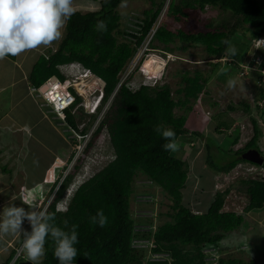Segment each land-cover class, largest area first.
<instances>
[{
    "label": "trees",
    "instance_id": "obj_1",
    "mask_svg": "<svg viewBox=\"0 0 264 264\" xmlns=\"http://www.w3.org/2000/svg\"><path fill=\"white\" fill-rule=\"evenodd\" d=\"M125 1L127 0H101L98 10H77L69 19L57 48L39 57L29 77L30 83L39 88L54 75L64 79L59 65L79 62L106 82L103 90L104 104H107L113 95L94 135L107 128L114 158L77 187L68 202L67 211L57 212L58 203L74 179L73 174L67 175L46 211L54 213V223L66 231H70L73 224L78 225L79 242L75 245L78 254L72 264H210L208 258L211 250L218 249V252L222 253V242L246 222L247 213L264 206V174L259 178L242 181L246 184L249 196L244 214L224 208L230 188L217 191L207 211L193 210L184 202L183 195L190 165L174 152L180 137L189 132V114L193 111L194 102L204 92L209 76H205L202 71H196L194 75L185 73V86L175 91L168 83L154 87L142 85L133 91L127 80L122 82V73L155 27L156 31L149 47L157 48V42L162 44L166 51H171L174 50L171 44L177 41L188 45H202L209 60H221L230 54L228 49L233 48L231 44L234 37L243 33L248 41L239 44L240 50L235 49V55L231 54V58L245 61L246 54L252 51V42L260 37L264 38V0H170L161 20L166 0L160 3L152 0V6L144 9L138 17L135 25L139 29L132 32L122 27L119 6ZM207 6L231 12L233 21L208 26L207 29L199 31L183 28L173 31L167 25V16L181 21L191 15V10L204 11ZM98 20L106 23V31L96 30ZM120 36L124 39L120 40ZM174 94L181 96L176 98ZM77 98L79 102L81 97ZM263 98L264 94L259 89L256 108L264 112L258 104ZM240 104L246 113L251 112L252 106L247 101H240ZM228 106L231 110L240 108L237 105ZM176 108H183L184 112L177 114ZM66 112V125L85 133L87 127L79 128L78 115L72 114L70 110ZM251 121L252 137L243 147L234 151L232 160L225 164L215 161L210 153L214 143L207 139V164L212 171L217 174L230 172L239 163L250 162L242 157L244 152L249 149L261 150L259 139L263 134L262 129L257 118L251 117ZM224 125L229 126L220 121L216 130L220 132ZM157 126L172 129L176 133L175 150H164L163 145L168 141L155 131ZM237 140L238 137L234 142ZM92 144L90 139L85 150ZM219 150L228 153L220 147ZM250 163L264 170V163ZM139 173L165 190L172 202L170 220L148 232L136 231V221L131 216V195ZM101 210L107 217L104 227L90 222V218ZM29 228L31 229V226ZM139 238L152 241L153 247L150 251L156 254L154 257L146 259L145 249L134 246L135 239ZM45 248L43 264H59L50 238ZM16 250L12 248L9 256L0 264H10ZM164 254L167 257H164ZM13 264L30 263L20 256ZM215 264L258 262L256 259L220 256Z\"/></svg>",
    "mask_w": 264,
    "mask_h": 264
},
{
    "label": "rangeland",
    "instance_id": "obj_2",
    "mask_svg": "<svg viewBox=\"0 0 264 264\" xmlns=\"http://www.w3.org/2000/svg\"><path fill=\"white\" fill-rule=\"evenodd\" d=\"M100 1L74 0V4L77 10L87 12L98 10ZM155 1L160 3L162 0ZM169 1L166 0L165 2L160 20L166 13ZM123 4H126V7L119 6V12L122 15V27L130 32L139 29L135 25L138 17L142 15L144 9L152 6V0H127ZM166 21L173 31L181 28L189 31H199L207 29L208 26L233 21V17H231L229 11L207 6L204 11L191 10V15L181 21L175 20L171 16H167ZM63 31L65 33V28ZM119 39L124 38L120 36ZM132 39L130 37V40ZM60 41L53 42L50 46H44L42 52L47 54L56 49ZM243 41H248V38L243 33H238L234 37L231 47L238 50L239 44ZM156 44L157 48L149 47L147 38L132 61L127 65L126 70L123 71L122 81L127 80L128 85L133 89L137 88V83L144 79L140 68L142 67V71H144L145 62L151 55L163 61L161 84H170L173 91L185 86L183 79L185 73L194 75L196 71H202L205 76H209L204 92L194 102L193 111L189 114V124L187 126L189 132L180 137L176 152H174L175 155L183 157L190 165L187 186L183 189L184 202L193 210L205 212L208 210L217 191L230 188L224 208L244 214L243 210L249 202V196L246 191V184L242 181L259 178L263 176L264 170L250 162H241L230 172L217 174L207 164L209 152L206 148V142L209 139L210 142L214 143L210 153H212L217 163L225 164L231 161L233 152L243 147L252 137L251 117H255L258 119L263 133L259 139V144L261 147L264 146V112L257 109L255 103L259 94V89L256 86L258 76H243L240 73L241 66L231 58V54L226 55L221 60H209L208 54L202 45H188L177 41L171 44L174 50L166 51L162 44L157 42ZM250 46L252 50V44ZM252 52L253 50L246 54L245 62H250ZM33 55L39 56L38 51H35ZM259 56L264 59L261 52ZM60 69L66 72L63 73L65 76L66 74H74L71 77V80H74L73 83L85 80L88 86L87 89L90 90L86 99L82 98L81 101L84 104L77 112L81 123H79V128L87 127L85 133L88 135L82 139L78 134L80 130L76 133V130L74 131L65 122L61 121L58 116L50 111L46 102H44L45 105L41 104L43 113L32 98H27L25 105H23L24 112L27 114L18 112L17 120H13L8 115L10 92L9 90L3 92L0 95V135L6 140L3 147L9 151L5 152L4 157L0 156V202H2L0 211L10 202L15 203L17 206H24L26 209L46 210L47 204L55 193L53 190H55L56 181L63 176L64 172L67 175L73 174L74 178L69 188L70 191L65 193L59 204L66 208L78 185L114 158V150L110 143L107 128L105 127L97 135H94L93 132L99 125L107 105L112 100V96L107 104L100 102L102 89L98 86L95 76L91 73H84L82 70L78 71L75 65L61 66ZM248 73L256 72L248 70ZM83 74L85 77H82ZM229 81H234L235 86L229 88ZM78 88L79 86H75V91L79 95ZM83 93H85V90ZM179 95L174 94V97L177 98ZM244 100L252 106L249 113H246L241 107L240 101ZM99 102L101 106L95 111V105ZM228 105H237L240 108L231 110ZM93 111L95 112L93 113ZM175 111L177 114H182L184 109L176 108ZM207 115L210 116V119ZM220 121L226 122L229 126L224 125L219 132L216 127ZM203 123L207 125L206 128H204ZM234 124L238 128L230 132L229 127H234ZM242 127L244 128L242 129ZM201 128H203L202 134L200 132ZM236 137H238V140L234 142ZM81 139L82 142L79 143L78 140ZM90 139H92L93 144L88 150H85ZM78 145L79 147H77ZM219 147L222 148V151L228 153L220 152ZM57 156L63 158H61V162L57 160ZM35 161H38V163ZM53 162H59L58 164H63V167H55L54 172L51 173L53 175H50L47 179L45 176L46 170ZM53 176L55 179H53ZM35 184L38 185L34 186ZM43 194L45 199L40 203ZM22 201H26V203L22 204ZM171 203V198L165 190L153 183L144 174L139 173L133 185L130 203L131 216L136 221V231H153L164 222L169 221V213L172 212ZM249 212L251 213V211ZM249 212L247 213L248 218L251 215ZM259 215L260 223H263L264 214ZM248 218L241 227L224 239L222 253H219L218 249H212V253L207 250L211 253L208 258L210 264H215L220 256L256 259L258 264H264V226L256 222V224L251 225V222L247 221ZM26 221L23 223V228L31 231L29 228L30 223ZM16 235L17 237L14 240L12 238L15 235L0 237V250L1 248L3 250L0 252V263L9 256L12 248H15L17 249L16 254L10 264H13L20 256L31 264L26 259L22 249L23 236L21 234ZM133 244L135 247L145 249L146 259H151L156 255L150 251L153 243L149 239H135ZM164 257H167V255L164 254Z\"/></svg>",
    "mask_w": 264,
    "mask_h": 264
},
{
    "label": "clouds",
    "instance_id": "obj_3",
    "mask_svg": "<svg viewBox=\"0 0 264 264\" xmlns=\"http://www.w3.org/2000/svg\"><path fill=\"white\" fill-rule=\"evenodd\" d=\"M121 7H126V4L122 3ZM76 11L77 7L74 4V0H0V60L5 59L9 55L18 56L26 51L34 50L40 46H50L53 42L61 40L64 35V28ZM95 28L97 31H106L107 25L103 20H98ZM224 43H227V41H224ZM260 43L264 44V40L260 41ZM228 51L230 54L235 55L234 48H229ZM65 65H75L78 68V71L82 70L84 73H91V75L96 77L90 69L84 67L79 62L61 64L59 65V69L61 66ZM140 69L144 75V79L139 81L140 83L138 82L139 85L137 83L138 88L142 85L154 87L161 84L163 73H161L159 77L149 76L147 73L142 71V67ZM60 72L66 73L63 72L62 69H60ZM62 75L64 76V79L56 75L50 78L59 80L58 82L64 84L67 76L70 79L74 74H66V76L64 74ZM79 78L80 76L78 79ZM46 81L39 88L33 89V92L36 91L40 94L43 102H46L42 95V93H44L48 88ZM122 82H120V84ZM44 86L45 88L42 89ZM228 86L229 88L234 87L235 82L229 81ZM69 90L73 93V96H75L76 99L64 109L66 118L67 110H70L72 113V110L76 106L80 109V107L84 104V102L81 101L82 98L84 100L86 99L82 94L78 95L76 93L73 85H69ZM103 90L104 88L101 90L100 102H103ZM78 96L81 97L79 102H77ZM100 102L95 105V111L101 106ZM47 104L50 111L58 116L54 106L51 103ZM95 111H93V113ZM58 118L66 123V118L64 120L60 117ZM208 119H210V116H208ZM230 128L231 127H229V129ZM155 131L168 141L163 145L165 151L175 150L176 133L172 129L157 126ZM35 162L38 163V161ZM60 166L63 167V164H57L55 167ZM53 179H55L54 176ZM61 183L60 179L56 181L57 189ZM69 188L66 192L70 191ZM50 202L46 207H48ZM60 202L57 205L56 211H67V207L64 208L63 205H59ZM24 203H26V201H22V204ZM55 219L56 217L54 213H48L46 210L26 209L24 206H17L15 203L10 202L3 207L2 211H0V237L5 235L21 234L23 236L22 249L26 259L30 261L31 264H42V260L46 254L45 245L47 240L50 238L54 244V255L58 259L59 264H72L78 254V250L75 247V245L79 242L77 233L78 225L73 224L70 231H66L63 228L56 226L54 223ZM25 220L30 223L31 231L23 228ZM90 222L93 224L98 223L101 227H104L107 224V217L101 210L98 211L95 216L90 218ZM65 227H67V222H65Z\"/></svg>",
    "mask_w": 264,
    "mask_h": 264
},
{
    "label": "crops",
    "instance_id": "obj_4",
    "mask_svg": "<svg viewBox=\"0 0 264 264\" xmlns=\"http://www.w3.org/2000/svg\"><path fill=\"white\" fill-rule=\"evenodd\" d=\"M43 49H44V46H40L39 48H36L34 50H29V51L22 53L21 56L20 55L18 56L9 55L5 59L0 60V95L3 92L9 90L11 97H9V102H8L9 103L8 115L11 118H13V120L15 121L17 120L18 112L27 114L24 112L25 109L23 108V105H25L27 98L28 99L32 98L34 101H36L38 107L42 110L41 104H44V102L42 101L40 94L38 92L36 91L33 92V89L35 87L30 83L29 77L31 75V72L37 60L42 54H44V52H42ZM35 51H38L39 56L36 57L35 55H33ZM261 53L264 55V49H262ZM35 93H37L36 96H35ZM7 124L10 126L8 121H7ZM206 127L207 125H205L204 128ZM202 130L203 128L200 129L201 134L203 132ZM4 141L6 140H4V138L0 135V151H1L0 156L2 157H4V154L6 151L7 152L9 151L7 148L3 147ZM61 158L62 157L57 156V160H59L60 162H61ZM58 163L59 162H53L52 165L46 170L45 176L47 179L49 178L51 173H53L55 165H57ZM36 185L38 184H35L34 186ZM30 189H33V188H30ZM1 204L2 202H0V205ZM255 210H260V211L251 210V213L249 212L251 215H249L248 221L251 222V225L259 223V225L264 226V220L262 219L263 223H260V219L258 218L260 216L259 214H264V206L262 208H255ZM16 237L17 235H15L12 238V240H14ZM2 251L3 250L1 248L0 252Z\"/></svg>",
    "mask_w": 264,
    "mask_h": 264
},
{
    "label": "built area",
    "instance_id": "obj_5",
    "mask_svg": "<svg viewBox=\"0 0 264 264\" xmlns=\"http://www.w3.org/2000/svg\"><path fill=\"white\" fill-rule=\"evenodd\" d=\"M156 31V27L150 32V34L147 36L148 38V42L150 43V40L152 39L154 33ZM146 38V40H147ZM145 40V41H146ZM264 40L263 37H260L258 39H255L253 42H252V57L249 59L250 62H245V61H238V60H235L233 59L237 64H239L241 66H239L240 70H241V74L243 76H253V75H257L258 78H257V89H260L262 90L263 94H264V59L259 56V53L262 51V49H264V44L260 43V41ZM144 41V42H145ZM148 44V43H147ZM143 45V44H142ZM259 45V46H258ZM248 61V60H247ZM252 62V64H250ZM248 70H251V71H255L256 73H248ZM72 78H68L67 76V79L65 80L66 82L63 84V83H60L58 82L59 80H54V79H48L46 81V84L48 85V88L47 90L42 93L43 95V98L45 99V101L47 103H51L53 106H54V109L55 111L57 112L58 114V117L62 118L63 120L66 118V114L64 112V109L67 108L75 99L76 97L73 96V93L69 90V85H73L75 87V83H73V81L71 80ZM58 82V83H57ZM130 87V86H129ZM133 91L137 90L138 89V86L137 88H132L130 87ZM56 95H55V94ZM79 93V92H78ZM81 94V93H79ZM258 104L259 106L261 107V109L264 108V98L259 100L258 101ZM79 111V107L76 106L73 110H72V113L73 114H76L77 112ZM234 127H231L230 128V132H233V130L237 127V125H233ZM244 127H242L243 129ZM73 129V128H72ZM74 130V129H73ZM241 130V129H240ZM75 131V130H74ZM78 130H76V133H77ZM228 131V132H229ZM79 134V137H81L82 139L87 136L88 134L86 133H83L81 134L80 132H78ZM81 135V136H80ZM82 139L81 140H78L79 143L82 142ZM79 147V145L77 146ZM76 148V147H75ZM74 148V150H75ZM261 153H262V156L264 158V146L261 147ZM67 175L66 172H64L63 176L60 178V182H62V180L64 179V177ZM57 188H55L54 192H56ZM22 195L24 196V193L22 192ZM45 199V195L43 194L42 195V198L40 200V203H42V201ZM20 255V254H19Z\"/></svg>",
    "mask_w": 264,
    "mask_h": 264
},
{
    "label": "bare ground",
    "instance_id": "obj_6",
    "mask_svg": "<svg viewBox=\"0 0 264 264\" xmlns=\"http://www.w3.org/2000/svg\"><path fill=\"white\" fill-rule=\"evenodd\" d=\"M164 60V59H163ZM164 65L163 61L159 60V58H157L156 56H150L149 59L145 62L144 65V72L147 73L149 76H157L159 77L161 74V69L162 66ZM84 76V74L82 75V77ZM94 76V75H93ZM85 77V76H84ZM80 79V78H79ZM78 79V81H79ZM82 79V78H81ZM94 80V79H93ZM95 81V80H94ZM97 81V79H96ZM97 83V82H96ZM87 83H85V80H83L82 82L79 81L77 83H75V86H79V92L86 98L88 96V94L90 93V90L87 89ZM85 90V93H83V91ZM88 93V94H87ZM55 94V93H54ZM86 94V95H85ZM56 95V94H55ZM88 99V98H87Z\"/></svg>",
    "mask_w": 264,
    "mask_h": 264
},
{
    "label": "water",
    "instance_id": "obj_7",
    "mask_svg": "<svg viewBox=\"0 0 264 264\" xmlns=\"http://www.w3.org/2000/svg\"><path fill=\"white\" fill-rule=\"evenodd\" d=\"M95 78L97 79V82H98L99 86L101 87V89H103L105 84H106V82L102 78H100L98 76H96ZM44 88H45V86L42 89H44ZM242 157L244 159H246V160H248L250 162H253L255 164H258V165H262L264 163V158L262 157L260 151L257 150V149H249V150H247L246 152H244L242 154Z\"/></svg>",
    "mask_w": 264,
    "mask_h": 264
}]
</instances>
